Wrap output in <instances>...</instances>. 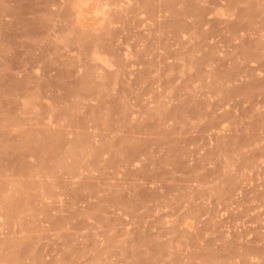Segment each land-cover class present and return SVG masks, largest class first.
I'll list each match as a JSON object with an SVG mask.
<instances>
[{"label": "rangeland", "instance_id": "1", "mask_svg": "<svg viewBox=\"0 0 264 264\" xmlns=\"http://www.w3.org/2000/svg\"><path fill=\"white\" fill-rule=\"evenodd\" d=\"M0 264H264V0H0Z\"/></svg>", "mask_w": 264, "mask_h": 264}]
</instances>
